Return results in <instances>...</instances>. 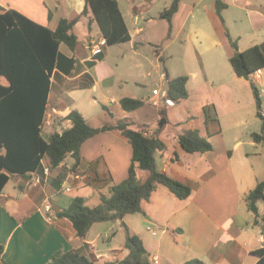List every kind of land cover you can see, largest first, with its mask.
I'll use <instances>...</instances> for the list:
<instances>
[{"label": "crops", "instance_id": "crops-1", "mask_svg": "<svg viewBox=\"0 0 264 264\" xmlns=\"http://www.w3.org/2000/svg\"><path fill=\"white\" fill-rule=\"evenodd\" d=\"M182 1L172 28L188 34L198 65L187 67L183 75L189 78V97L165 107L170 125L159 138L167 148L155 157L157 166V157L160 159L158 169L185 183L192 194L180 200L159 185L151 199L144 202V213L128 215L124 222L133 234L142 238L151 260L157 261L154 264H186L192 260L204 264H256L259 258L254 252L264 247V207L262 202L258 203L257 218L248 209L247 196L264 180V176H255L254 167L249 166L252 157L264 153L263 143L255 142L252 137L261 133L262 120L257 115L251 81L235 74L230 59L236 51L231 39L237 43L238 51L258 46L264 56V0H221L226 8L218 20L195 5L181 19ZM129 5L136 21L147 20L145 15L151 4L130 0ZM0 6L17 10L51 30L56 29L61 19L79 18L74 28L78 46L72 50L61 44L59 48L42 127L46 141L53 133L72 127L67 118L71 110H78L93 128L128 119L133 129L145 126L148 135L156 133L160 108L152 105L151 99L160 75L156 82L149 79L154 86L152 94L147 90L139 98L118 72L120 61L122 65H130L132 72L141 68L140 59L135 57L137 44H133V51L117 55V62L110 60L115 45H106L101 54L94 55L91 48L103 36L92 14H83L84 0H0ZM137 33L142 34L143 28ZM133 41L131 35L127 43ZM168 47L163 49L164 54ZM165 72L168 79H175L166 66ZM255 82L264 101V67ZM123 98L141 100L144 106L126 111L121 105ZM186 130L198 131L212 144L213 150L186 152L178 138ZM132 158L133 148L128 139L112 130L101 132L82 145L76 168L70 155L54 170L44 160V172L34 173L32 179L13 177L17 178L15 186L21 194L4 189L0 195V245L3 246L0 264H47L56 252L72 250L95 256L100 262L123 260L129 251L125 244L113 245L117 232L94 231L100 224L109 222L95 224L82 239L68 221L58 218L57 212L68 207L75 197L85 198L89 207L98 206L102 195L109 196L112 186L128 178ZM148 177L147 171L138 173L141 182ZM47 203L52 207L50 214L45 211ZM49 215L53 217L52 223L48 221ZM248 216L255 217L254 224ZM119 224L122 228V221ZM250 226H260L259 233L249 231Z\"/></svg>", "mask_w": 264, "mask_h": 264}, {"label": "trees", "instance_id": "trees-1", "mask_svg": "<svg viewBox=\"0 0 264 264\" xmlns=\"http://www.w3.org/2000/svg\"><path fill=\"white\" fill-rule=\"evenodd\" d=\"M84 15L91 13L97 22L108 46L127 43L131 35L120 9L118 0H84ZM182 0H172L161 18L170 24L180 8ZM217 12L222 17L226 5L221 0L216 3ZM51 17V13H50ZM79 18L61 19L55 30L39 25L17 10L0 6V195L10 180L19 176L32 179L34 173L44 172L43 161L49 168L60 167L68 156L75 160L76 168L81 160V147L90 138L101 132L118 131L124 135L133 148L129 176L122 183L110 189V195L101 196L96 207H89L86 199L75 197L69 206L57 212L58 218L65 219L75 229L78 237L84 239L92 227L98 223L122 221L128 255L120 261L100 262L96 257L87 256L80 251H58L47 264H154L142 238L133 234L124 222L126 216L144 213L143 204L148 202L159 185L169 189L178 199L185 200L192 190L185 183L160 171L156 163V153L163 152L167 146L159 138L161 132L170 125L167 109L160 107L158 128L154 135H148L147 127L133 129V123L120 120L115 125L101 128L91 127L78 110H71L67 118L72 127L62 133H53L49 141L42 136V127L47 112L51 78L60 56L61 44L75 50L79 44L74 33ZM235 54L230 59L237 76L251 81L257 106V115L262 120L261 133H254L253 139L264 145V101L260 88L253 75L264 67V56L258 46L238 51L237 43L231 39ZM187 76L169 79L168 95L175 102L189 97ZM121 105L126 111H135L144 102L133 98H123ZM207 111V109H205ZM182 148L191 154L207 153L213 150L207 138L198 131L186 130L179 135ZM140 171L149 172L146 181L138 178ZM264 202V180L247 196L249 211L259 217L258 203ZM3 246L0 245V253ZM254 254L259 258L256 264H264V247ZM186 264H204L192 260Z\"/></svg>", "mask_w": 264, "mask_h": 264}, {"label": "rangeland", "instance_id": "rangeland-1", "mask_svg": "<svg viewBox=\"0 0 264 264\" xmlns=\"http://www.w3.org/2000/svg\"><path fill=\"white\" fill-rule=\"evenodd\" d=\"M118 1L130 35L134 37V41L123 45H115L111 49L113 52L110 60L112 63L117 62V55H122L126 50L129 52L133 51V44H137V54L135 57L140 59L142 63L141 68H137L135 72H132L130 71V65H122L123 63L120 61L118 72L121 75V79L129 83L128 88L134 92L137 91V95L140 96L139 98L145 96L147 90H149V94H152L154 86L150 84L149 79L156 82L158 76L165 71V66L171 71V77L176 78L179 75H185L187 73V67L190 68L192 65H198L197 55L193 43L188 40V34L179 33V31L172 28V33L169 36L170 24L167 20L161 18V14L170 7L172 0H144L147 2V5L149 3L151 6L149 5L148 13L145 15L147 20L142 18L140 21H136L135 16L132 17L129 12L130 0ZM132 1L135 3L139 2V0ZM182 2L183 10L180 16L181 19H183L192 8L195 9V5L199 7L201 12L207 11L210 16L218 20L217 0H183ZM199 3L200 5H197ZM140 28H143L142 34L137 33V30ZM167 45H169V47L164 54L163 49H165ZM159 55L161 58L164 56V58H159ZM163 61H165V65H163ZM135 83H140L141 85L136 86ZM145 85L149 86V88H146ZM143 86L145 88H143ZM138 87L141 88L139 89ZM167 87L169 86L167 85ZM157 162L158 166L161 167L159 157H157ZM249 166L251 168L254 167L255 176H264V153H262L261 156L252 157ZM16 183L17 178H13L6 186L5 191H13L17 194H21L19 188L15 186ZM262 207H264V202H262ZM248 220L253 224L256 221L254 216H248ZM260 228V226L248 227L249 231L255 234L259 233ZM97 229H110L111 233L117 232L114 236L115 239L112 241L113 245L124 246L126 236L123 227H120L119 221L100 224L94 231ZM255 244L257 243L255 242Z\"/></svg>", "mask_w": 264, "mask_h": 264}, {"label": "built area", "instance_id": "built-area-1", "mask_svg": "<svg viewBox=\"0 0 264 264\" xmlns=\"http://www.w3.org/2000/svg\"><path fill=\"white\" fill-rule=\"evenodd\" d=\"M107 45V40L103 37L98 43H96L92 48L91 52L94 55H99L103 52V47ZM261 74V70H258L254 75L253 79L256 80L257 77H259ZM168 75L164 71L160 74L159 80L156 83L155 89L153 90V98L151 99V104L155 107H172L175 105V101L169 98L168 95ZM45 211L50 214L52 211V207L49 203L45 205ZM48 221L52 223L53 217L51 215L48 216ZM151 231H153L154 234L155 231L152 227H149ZM157 263V261H154Z\"/></svg>", "mask_w": 264, "mask_h": 264}]
</instances>
